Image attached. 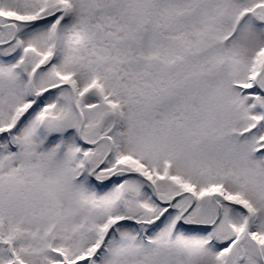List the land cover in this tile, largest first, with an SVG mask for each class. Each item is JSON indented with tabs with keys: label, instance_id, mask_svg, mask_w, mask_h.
Returning <instances> with one entry per match:
<instances>
[{
	"label": "snow or ice",
	"instance_id": "obj_1",
	"mask_svg": "<svg viewBox=\"0 0 264 264\" xmlns=\"http://www.w3.org/2000/svg\"><path fill=\"white\" fill-rule=\"evenodd\" d=\"M0 264H264V0H0Z\"/></svg>",
	"mask_w": 264,
	"mask_h": 264
}]
</instances>
